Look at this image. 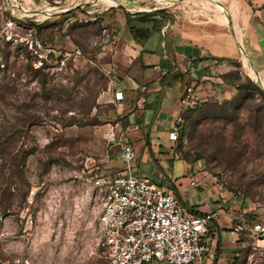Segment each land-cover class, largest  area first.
Listing matches in <instances>:
<instances>
[{"label":"rangeland","instance_id":"rangeland-1","mask_svg":"<svg viewBox=\"0 0 264 264\" xmlns=\"http://www.w3.org/2000/svg\"><path fill=\"white\" fill-rule=\"evenodd\" d=\"M115 1L0 0V121L18 137V161L24 158L19 176L10 163L5 168L14 196L11 210L0 211V264H106L92 177L111 159L109 135L118 120L95 54L106 34L102 16L162 7L204 21L229 15L208 0ZM92 7L97 11L87 13ZM254 74L235 98L187 109L178 144L186 160L199 161L221 190L261 218L264 86Z\"/></svg>","mask_w":264,"mask_h":264},{"label":"crops","instance_id":"crops-1","mask_svg":"<svg viewBox=\"0 0 264 264\" xmlns=\"http://www.w3.org/2000/svg\"><path fill=\"white\" fill-rule=\"evenodd\" d=\"M220 2L229 14L226 22L193 18L188 11L170 15L172 7L156 8L153 12L165 10L169 16L148 23L152 32L142 42L132 38L125 13L102 16L106 34L95 54L109 77L105 97L114 104L113 117L118 121L111 159L99 168L122 170L121 146L130 143L133 173L152 178L191 215H214L204 238L207 251L198 264H245L250 248L232 227L263 216L257 218L251 207H243L221 190L199 161L182 156L179 138H170L187 109L235 98L239 85L253 80L252 73L264 80V0ZM93 11L97 9L86 12ZM116 92L123 93L122 100H115Z\"/></svg>","mask_w":264,"mask_h":264},{"label":"built area","instance_id":"built-area-1","mask_svg":"<svg viewBox=\"0 0 264 264\" xmlns=\"http://www.w3.org/2000/svg\"><path fill=\"white\" fill-rule=\"evenodd\" d=\"M123 99L122 92L114 95ZM178 119L172 140H178ZM109 140L116 141L113 128ZM122 170L99 171L92 177L95 201L100 209L99 244L106 264H198L207 251L204 238L213 214L194 216L176 197L147 176L131 170L134 150L121 146ZM232 230L244 237L250 253L245 264H264V216L238 221ZM26 264H32L26 261Z\"/></svg>","mask_w":264,"mask_h":264},{"label":"trees","instance_id":"trees-1","mask_svg":"<svg viewBox=\"0 0 264 264\" xmlns=\"http://www.w3.org/2000/svg\"><path fill=\"white\" fill-rule=\"evenodd\" d=\"M126 19H127V26L129 29V32L133 39H135L138 42H142L147 40L151 35V29L149 27L148 23H157L156 17L159 16L161 19L165 20L169 15L165 10H157L154 12H148V13H142V14H131L129 12H124ZM29 26L34 28L35 30L41 29L43 24L34 22L32 20L27 21ZM46 41V40H42ZM47 41H51L50 38L47 39ZM30 70L33 72H37V70L34 69L33 65H30ZM2 71V70H1ZM245 83H252L251 79H247L242 84L239 85V91L242 90ZM0 121V178L2 181L1 184V192L3 195V199H8V201L2 200L0 204V211L3 215L11 210L13 207V203L11 202V198H13V193H11V185L12 183L9 182V180L6 178L5 168L7 166V163H10V169L14 170L15 172L13 174H16L19 176V172H21L20 169H22L24 158L22 156V160L20 162L18 161L17 156L15 155V148L13 149L14 142L12 141L14 138L17 139L18 137H14L11 132H9L8 128L9 126L6 123H2ZM35 123H31V126ZM15 135H18V131L14 132ZM27 154V153H26ZM14 155V156H13ZM23 155V151H22ZM13 156V157H11ZM11 174V176H13ZM7 194V198H4V196Z\"/></svg>","mask_w":264,"mask_h":264},{"label":"bare ground","instance_id":"bare-ground-1","mask_svg":"<svg viewBox=\"0 0 264 264\" xmlns=\"http://www.w3.org/2000/svg\"><path fill=\"white\" fill-rule=\"evenodd\" d=\"M102 1H104L106 4H109V5H113V4H115V3H117V1H115V0H108V1H106V0H102ZM162 1H164V0H162ZM168 1V0H167ZM177 1L178 0H174V2L175 3H177ZM181 1V0H180ZM209 2H212V3H214V4H217L220 8H221V10L223 11L224 10V6H222V4H221V2H220V0H208ZM169 2V1H168ZM123 3V2H122ZM166 3V2H165ZM226 18H228V16H225ZM255 75V74H254ZM253 76V75H252ZM255 78L257 79V80H259L260 82H261V84L264 86V80H262L258 75H255Z\"/></svg>","mask_w":264,"mask_h":264},{"label":"water","instance_id":"water-1","mask_svg":"<svg viewBox=\"0 0 264 264\" xmlns=\"http://www.w3.org/2000/svg\"><path fill=\"white\" fill-rule=\"evenodd\" d=\"M118 5H119V6H122L121 3H119ZM257 82H259V80H258Z\"/></svg>","mask_w":264,"mask_h":264}]
</instances>
